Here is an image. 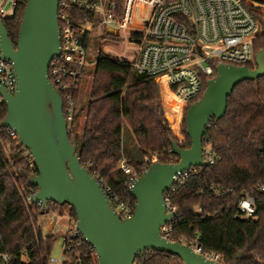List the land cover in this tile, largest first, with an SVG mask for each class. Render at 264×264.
I'll return each mask as SVG.
<instances>
[{
    "label": "trees",
    "instance_id": "obj_1",
    "mask_svg": "<svg viewBox=\"0 0 264 264\" xmlns=\"http://www.w3.org/2000/svg\"><path fill=\"white\" fill-rule=\"evenodd\" d=\"M27 1L19 0L15 15L4 20L15 45ZM111 1L116 3L121 16L124 0ZM242 1L260 26L254 39L256 55L264 48V0ZM254 1L263 6H255ZM72 18L78 27L85 21L96 23L98 17L73 8ZM105 35L113 41L120 40L114 32L105 30ZM90 39L91 31H88L84 37L87 47ZM247 66L254 68L255 64ZM83 83L84 80L76 93L78 107ZM163 102L172 112L169 120L177 132L181 122L180 104L164 89ZM6 115V104H0V124ZM76 119L77 111L75 122ZM75 122L69 136L75 140L74 135H80L76 142L82 166L99 180L112 202L111 196L131 200L134 209L136 200L130 193L129 175L121 168L122 160L141 175L149 168L145 165L146 158L155 156L161 163L179 161L173 142L183 148L191 146L185 116L182 124L185 140L180 141L171 130L154 77L135 73L128 61L103 51L94 65L80 132H76ZM18 139L8 137L5 129L0 128V253L11 257L10 264H49L55 236L43 234L38 219L45 213L36 204L27 206L20 193L22 188L26 193L35 194L38 187L30 183V177L37 174L34 163L30 165L14 148ZM7 145L12 147L9 157L4 153ZM203 147L212 149L216 162L195 167L165 193L177 212L171 239L200 247L203 253L217 254L223 264H264V192L261 190L264 184V77L235 87L228 98L225 116L210 120ZM212 187L232 188L233 192L215 196ZM243 193L255 198L256 213L251 218L241 217L236 211V203ZM65 206H69L71 221L76 224V212L68 203L49 201L47 213L62 215ZM63 256L74 261L80 257V264H97L95 251L87 242L75 245L70 252L63 251ZM134 264L184 262L173 254L153 250L139 253Z\"/></svg>",
    "mask_w": 264,
    "mask_h": 264
},
{
    "label": "water",
    "instance_id": "obj_2",
    "mask_svg": "<svg viewBox=\"0 0 264 264\" xmlns=\"http://www.w3.org/2000/svg\"><path fill=\"white\" fill-rule=\"evenodd\" d=\"M59 2L28 0L16 45L0 18L2 54L12 62L17 77L14 94L0 88L7 106L0 128L14 129L33 157L37 174L30 183L38 187L33 202L68 203L74 208L76 229L93 247L98 264H134L139 253L153 250L178 256L184 264H223L162 235V226L177 215L168 212L165 193L180 174L205 165L203 139L210 120L225 116L238 84L264 77V48L256 53L254 68L217 66L202 96L185 112L191 146L173 142L178 162H154L133 181L135 211L121 219L103 185L82 166L77 142L69 136L61 94L49 77L50 63L61 51Z\"/></svg>",
    "mask_w": 264,
    "mask_h": 264
},
{
    "label": "built area",
    "instance_id": "obj_3",
    "mask_svg": "<svg viewBox=\"0 0 264 264\" xmlns=\"http://www.w3.org/2000/svg\"><path fill=\"white\" fill-rule=\"evenodd\" d=\"M253 4L263 6L259 1H254ZM18 6L19 0H0L2 21L12 18ZM134 6H138L135 21L140 22L141 30L128 26L134 17ZM73 8L96 14L97 22L110 32L120 35L130 31L131 41L135 42L132 43L135 53L128 62L135 73L152 76L156 82L162 83V91L166 90L180 104L181 122L188 106L203 94L205 82L215 77L219 64H254V39L260 32V26L242 0H124L121 16H118L116 3L111 0H60L58 18L61 51L50 63L49 77L61 94L69 131L73 128L78 107L76 93L87 77L86 70L95 65L89 63V46H86L84 37L97 23L85 21L76 27L72 18ZM141 9L146 10L143 16L139 15ZM16 85V73L12 62L3 57L0 36V88L14 94ZM3 103L6 104V100L0 92V104ZM1 129H5L10 138L18 137L14 129ZM14 148L33 165L31 153L19 139ZM11 150L10 145L4 147L7 157ZM203 160L205 164L216 162L217 158L210 147H203ZM154 162H157L155 156L145 159L148 167ZM121 168L129 175L131 188L133 181L140 175L125 160H122ZM194 169L195 167L180 174L175 183L187 177ZM261 190L264 192V184L261 185ZM211 191L215 196H222L233 192V189L212 187ZM20 193L27 206L36 204L42 208L49 223L56 222L55 214L47 213V204L41 200L33 202L35 194L26 193L22 188ZM111 198L113 202L109 197L121 219L133 216L135 209L131 200H120L115 196ZM166 201L168 212L175 211L167 198ZM236 211L241 217H253L256 213L255 198L243 193L236 203ZM174 219L175 217L161 228L162 235L171 241ZM67 227L63 251L70 252L75 245L79 246L86 240L70 218ZM192 247L196 252L220 262L219 255L203 253L200 247ZM95 259L98 264L97 256ZM80 262V257L75 261L64 257L61 264ZM10 263L11 257L0 253V264Z\"/></svg>",
    "mask_w": 264,
    "mask_h": 264
},
{
    "label": "rangeland",
    "instance_id": "obj_4",
    "mask_svg": "<svg viewBox=\"0 0 264 264\" xmlns=\"http://www.w3.org/2000/svg\"><path fill=\"white\" fill-rule=\"evenodd\" d=\"M137 10H138V6H134L132 9V14L134 15V17L132 19V22H130L128 26L131 29L141 30L142 26L140 25V22L135 21ZM145 13H146V10L141 9L139 15L143 16ZM105 30L106 29L104 28V26H101L98 22L94 24V28L91 31V39L89 41V52H88L89 63L94 64L96 60L98 59L101 51H103L104 53L112 57L130 61L133 58L134 53H135V48L132 44L135 42L131 41L130 31L127 30L126 33L123 32L122 34L119 35L120 40L113 41L112 39L107 38V36L105 35ZM93 71H94V67L88 68L86 70L87 77L84 79V83H83L82 90H81V100H80L79 107L77 109V119L75 122L76 132L77 131L80 132L82 130L83 124L85 121V115H86L87 103H88V98H89L90 86L92 83ZM158 85L160 88V92H162L163 94L162 83H158ZM162 103L164 105V109L166 111V118L170 123L171 130L173 131L174 135L180 141H184L185 135L182 132L183 121L181 122V126L179 125L178 131L175 132L172 129V123L169 120V116H171L172 112L170 111V108L164 104L163 96H162ZM184 116L185 114L183 115V119H184ZM74 138L75 140L79 141L80 140L79 133L78 134L76 133L74 135ZM63 211H64L63 215H65V217H60L61 215L55 216L56 222L54 225V232L50 231L51 234L55 236V240H54L53 247H52V253L49 257V264H61V262L64 260V256H63L64 236L68 230L67 226H68L69 218L71 219V217L69 215L70 214L69 206H65L63 208ZM41 218L43 221L47 219L45 215L42 216ZM38 222H39V219H38Z\"/></svg>",
    "mask_w": 264,
    "mask_h": 264
},
{
    "label": "crops",
    "instance_id": "obj_5",
    "mask_svg": "<svg viewBox=\"0 0 264 264\" xmlns=\"http://www.w3.org/2000/svg\"><path fill=\"white\" fill-rule=\"evenodd\" d=\"M114 58H116V57H114ZM120 59V58H119ZM95 64V63H94ZM93 67H94V65H93ZM80 100H81V95H80ZM59 214H55V216H58ZM60 217H65V215H61ZM39 224H40V226H41V228H42V231H43V234L44 235H48V234H51V232L50 231H53L54 232V225H55V222L53 223V224H51V223H49V220L48 219H46V220H42V218L40 217L39 218ZM50 232V233H49ZM52 232V233H53ZM48 233V234H47Z\"/></svg>",
    "mask_w": 264,
    "mask_h": 264
}]
</instances>
